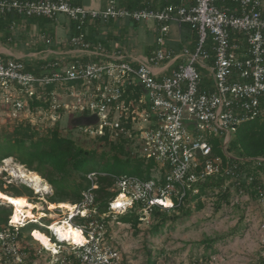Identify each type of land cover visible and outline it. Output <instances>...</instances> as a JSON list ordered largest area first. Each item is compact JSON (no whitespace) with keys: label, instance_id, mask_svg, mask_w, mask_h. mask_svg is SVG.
Segmentation results:
<instances>
[{"label":"built area","instance_id":"1","mask_svg":"<svg viewBox=\"0 0 264 264\" xmlns=\"http://www.w3.org/2000/svg\"><path fill=\"white\" fill-rule=\"evenodd\" d=\"M0 14L48 19L65 15L76 29L69 44L89 57L50 62L39 74L28 71L20 58L0 57V116L8 109L29 110L33 100L48 104L35 109L51 125L68 109L76 116L96 114L95 123L76 126L79 135L89 138L108 132L112 140L123 137L132 156L155 161L147 179L131 173H87L89 186L56 220L71 223L84 241L60 240L48 229L55 246V252L49 251L57 260L69 248L77 264H122L118 249L106 240L105 218L134 210L143 220L156 207L167 212L178 209L187 192L198 193L196 184L208 176H226L222 190L231 183L237 188L225 205L253 201L264 209V189L258 186L252 199L237 185L241 174L236 164H224L211 142L219 137V149L230 157L225 150L237 127L263 112L264 0H159L140 9H128L121 0H108L101 9L69 0H0ZM120 19L152 21L154 40L147 53L125 48L109 52L85 41L86 23ZM171 25L176 39L168 38ZM184 27L195 33L192 47ZM199 69L206 70V79ZM255 160L260 164L264 158ZM99 177L112 178L113 195L103 211L96 203ZM40 218L13 221L11 216L7 222L14 230L29 222L48 228ZM9 237L0 231V246L21 262L24 252Z\"/></svg>","mask_w":264,"mask_h":264},{"label":"trees","instance_id":"2","mask_svg":"<svg viewBox=\"0 0 264 264\" xmlns=\"http://www.w3.org/2000/svg\"><path fill=\"white\" fill-rule=\"evenodd\" d=\"M121 1L128 9H140L156 5V0ZM71 4L77 5L75 3ZM26 19H29L30 22L42 20L49 22L52 20L44 17L28 18L15 14H0V43L20 50L24 46L27 37L23 33L14 34L12 26L17 23L19 27H22ZM121 20L125 21L124 28H121L124 29V31L128 23L132 24L131 28L134 30L142 24L129 22L127 19ZM20 21H22V23ZM113 21L114 20H92L86 23L83 27L85 41L89 42L92 47L98 45L104 46V39L100 36V30L104 26L112 27L113 29ZM70 22L72 32L66 38L67 41L76 33L74 22L72 20H70ZM124 31L119 30L118 36L120 35V37L123 38L126 33ZM135 31H129V37L127 38L128 43L131 39L143 40L142 36L138 33L136 34ZM44 34L50 37L53 33L45 30ZM44 42L47 45H51V40L49 38H46ZM151 46L152 45L143 44L144 52L147 53ZM31 49H33V47H31ZM81 60L87 61L88 58H83ZM23 61L28 71L39 74L42 66L58 60L57 56L54 55L51 59L30 61L28 58H24ZM52 88L53 85H49L47 90H51ZM31 105L34 109L37 106H43L44 108L48 106L47 103L38 100H33ZM262 107V114L254 120L241 123L231 136L225 150L230 157H227L223 151L219 149L218 145L214 146V153L222 156L224 164H236L237 171L241 174L240 181L237 185L243 187L244 190L250 194L252 199H255L256 188L258 186L264 189V161L258 164L255 160L257 157L264 158V96L262 97ZM88 141L89 144H92L89 147L79 145L68 133H63L61 131L58 121L53 125H46V127H43L32 123L30 120L21 121L19 119H14L12 122H7L5 125L1 126L0 129V164L3 159L12 157L29 171H33L40 175L52 189L51 194H47L45 197L47 201L52 203L77 202L81 198L82 191L89 186L86 175L92 170L109 173H125L123 172L125 166L134 165L131 174H135L144 179L151 177V168L155 165V161L151 159L146 163L144 159L132 156L127 148V140L125 138L121 137L117 140H112L107 132L103 136L89 137ZM117 163H121L122 165L116 167ZM2 174L3 173H0V190L3 193L12 197L25 196L27 199L28 197L30 198L32 191L26 186L23 187L31 191L30 196L22 194L15 186L4 188ZM250 176H252V180L248 179ZM226 179V176L218 175L208 176L199 181L196 184L198 193L193 194L191 191L187 192L185 197L186 206H181L169 212L157 207L153 208L149 214L150 218L155 219L150 228L151 233L157 234L161 232L167 224H174L180 216L189 215L191 213L190 202L195 201L197 203L196 207L199 209L201 207L202 197H214L216 210L221 209L225 204H229L231 195L237 188H233L232 186L234 184L231 183L232 186L230 185L227 189L222 190ZM98 181L99 187L96 190V203L98 209L103 211L107 200L113 195V192L109 190L112 186V178L99 177ZM218 189L219 192L215 193V190ZM0 206V231L10 234L8 241L12 242V244L20 243L19 250L24 252V255H22V261L19 263L31 264L35 258L34 251L27 245L30 238L25 237V239H23V234L30 225H32V227L27 231L28 233L33 229H44L38 225L33 226L36 224L29 222L24 227L14 230L7 222L11 212L10 205ZM138 217V213L134 210H129L119 215L118 218L123 223H129L135 231H139L140 220ZM82 220L84 219L82 218L81 221ZM205 243L207 250H211L214 246L213 240H207ZM147 256L148 259L145 264H155V260L150 251L147 252ZM14 257L15 255L13 253L5 254L0 246V258L2 261L6 262L7 259L12 260ZM67 258L72 260L74 264H77L73 254H69ZM255 264H264V254L258 256Z\"/></svg>","mask_w":264,"mask_h":264},{"label":"rangeland","instance_id":"3","mask_svg":"<svg viewBox=\"0 0 264 264\" xmlns=\"http://www.w3.org/2000/svg\"><path fill=\"white\" fill-rule=\"evenodd\" d=\"M41 22L44 25L40 28L47 29L48 25H52L50 22ZM147 24L151 25L152 21L148 20ZM128 30L130 32L135 31L131 27ZM141 30L138 29V31ZM184 32L191 40L188 46L192 47L195 43V33L188 27H184ZM42 35L40 32L37 34V37H42V41L53 37ZM177 37L174 26L171 25V33L168 38L176 39ZM32 39L35 41L34 37ZM147 40L153 42L154 35H149ZM58 41V45L62 47L57 50L58 53H55V55L60 63L65 64L73 59H80V56H73L74 52L69 51L74 47L69 44L67 39L64 40L62 38L61 32ZM138 42L136 39H131L129 43L135 46L140 44ZM13 49L16 50L17 48ZM20 50L25 51L26 48L23 46ZM143 52V46L139 45L136 54H142ZM50 53L52 52L45 51L44 53L28 54L27 57L30 61L51 59L54 55ZM199 70L201 75L206 79L208 76L206 70ZM65 99L71 100V97H65ZM2 113L0 116V129L1 126L7 122H12L14 119L21 121L30 120L32 123L43 127L51 125L47 121V118L44 117V114L40 113L39 109L31 108L21 113L8 109L5 114ZM76 115V113H73L69 109L60 112L58 120L60 129L63 133H68L79 145L89 147L92 144H89L88 138L79 135L78 127L71 124V119ZM211 142L219 145L221 140L219 137H214L211 139ZM121 165V163H117L116 167H120ZM133 169L134 165H128L124 167L123 172L131 173ZM29 172L33 171H29L13 158L9 165H6L3 160L1 161L0 173H3V187L15 186L22 194L29 196L32 191V195L30 198L28 197L29 201L37 204L40 207V211L46 214L43 216L44 218H40L41 223L49 224L60 220L67 207H60L59 202L56 203L57 207L50 209V202L45 199L46 195H50L52 192L50 185L37 174L40 177V184H47L49 189L46 193H36L31 182L28 180L30 176L24 175ZM23 186L28 187L31 191ZM213 198H201V207L199 209L196 207L197 203L195 201L190 202L191 213L189 215L180 216L174 224H167L157 234L151 233L150 228L155 219L150 218L149 214L143 220H140V230L135 231L129 223H123L119 220L120 213H112L108 218H105L107 219L105 223L107 229L106 240L109 245L118 249L122 264H145L148 259V251H150L155 260V264H255L258 256L264 254V214L262 215L260 206L238 203L236 205H225L221 209L216 210ZM67 203L71 204L70 202ZM185 204L183 203L182 206H186ZM0 205L9 206L10 204L0 199ZM246 206L249 209H246ZM10 207L11 212L8 218L12 216L13 211V206L10 205ZM33 211L35 214L40 212L38 209H33ZM75 222H79V220H75ZM37 225L40 226L39 224L33 226ZM31 227L32 225L27 227L26 232L23 234V239L25 237L30 238L27 245L34 251L35 258L31 264H74L72 260L67 258L72 253L69 248H64L58 256L59 260H57V257L51 254V251L46 250L32 237L30 232H27ZM207 240L214 241V246L211 250H207L206 248L205 242ZM17 246L20 247V243ZM63 258L64 260L62 261ZM0 264L20 263L13 259H7L5 262L0 258Z\"/></svg>","mask_w":264,"mask_h":264},{"label":"crops","instance_id":"4","mask_svg":"<svg viewBox=\"0 0 264 264\" xmlns=\"http://www.w3.org/2000/svg\"><path fill=\"white\" fill-rule=\"evenodd\" d=\"M107 1L108 0H69L70 3L82 5L86 8H89V9L104 8ZM149 1H154V0H149ZM158 2H159V0H156V4ZM20 22L22 23V21H20ZM49 22L52 25H50V26L48 25L47 29L46 28H40L42 25H44L41 21L40 22H30L29 19H26V21L23 22L22 27H19L17 25V23L13 24L12 30L14 31V34L23 33L27 37V40H25V42H24V48H26V50L20 51L19 49L17 50L16 48H15L16 50H14L13 48L8 47V46L0 43V57L3 56L5 58L10 57V58L24 59V58H28L27 57L28 54L44 53L45 51L52 52V53H50L51 55H55V53H58L57 50H59L62 47L61 45H58L59 44L58 39L60 36V32H61L62 38L65 40L72 32L71 31V22L65 15H58L55 19H52ZM113 23H114L113 29H112V27L104 26L100 30V36L104 39V44H103L104 46L103 47L107 51L112 52L113 50H115L117 48H125L128 50H133L134 52H137V48L139 45L143 46V44H147V45L153 44V42L147 40L149 35H152V36L154 35L149 24L142 23L139 25V27L137 29H135L136 34L138 33L140 36H142L143 40L142 41L138 40L140 42V44H137L135 46L134 45L131 46L127 42L128 41L127 38L129 37L128 36V33H129L128 29H129V27L132 26V24L131 23L126 24L127 26H126V29L124 31V29H121V28H124L123 26H125L124 25L125 21L120 19V20H114ZM138 29H142V30L138 31ZM45 30H48V31L53 33L52 34L53 37L50 36V37H52V38H50L51 39V42H50L51 45H47L44 42L45 40L42 41L41 40L42 37H40V36L37 37V34L39 32L45 36V34H44ZM119 30H123L124 32H126L125 36H123V38L120 37V35L118 36ZM32 37H34L35 41L32 39ZM31 47H33V49H31ZM69 51L74 52L73 56H80V59L87 58V54L84 51H80L76 48H72ZM246 204L250 205V204H255V203L253 201H250V203L247 202V203H245V205ZM257 206H259V205H257ZM246 209H249L248 206H246ZM260 209L262 210L261 213L263 215L264 209H262L261 207H260Z\"/></svg>","mask_w":264,"mask_h":264},{"label":"bare ground","instance_id":"5","mask_svg":"<svg viewBox=\"0 0 264 264\" xmlns=\"http://www.w3.org/2000/svg\"><path fill=\"white\" fill-rule=\"evenodd\" d=\"M11 159L12 157H7L3 159V162L6 165H9ZM28 174H24V175L30 176L28 177V180L29 182H31V185L33 186L36 193H41V192L46 193L48 191L49 186L47 184L41 185L40 177L36 173L29 172ZM0 199L4 200L5 202L13 206V211H12L13 221H18L22 218H27L29 220L35 221L36 218L43 217L46 215L44 212L40 211V207L37 204L30 202L25 196L12 197L10 195L3 193L0 190ZM59 206L67 207V208L70 207L69 203L67 202H60ZM55 207H57L56 203H52V202L49 203L50 209H53ZM33 209H38L40 212L38 214H35ZM48 226H49L48 228H43L44 230L33 229L31 231L32 237H34V239L39 241V243L47 250L55 249L53 242L49 239L48 229L55 231V235H57L58 239L60 240L63 241L67 240L69 243H79L84 241L83 236L80 235V232L71 223L68 222L60 223L55 221L49 223ZM53 252L55 251L53 250Z\"/></svg>","mask_w":264,"mask_h":264},{"label":"water","instance_id":"6","mask_svg":"<svg viewBox=\"0 0 264 264\" xmlns=\"http://www.w3.org/2000/svg\"><path fill=\"white\" fill-rule=\"evenodd\" d=\"M97 121V115H78L71 119L72 126H81V125H88L93 124Z\"/></svg>","mask_w":264,"mask_h":264}]
</instances>
